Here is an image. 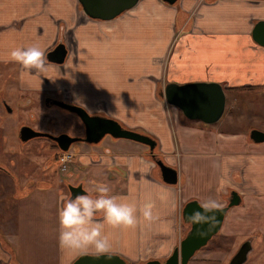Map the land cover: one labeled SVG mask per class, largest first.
<instances>
[{"label": "crops", "instance_id": "1", "mask_svg": "<svg viewBox=\"0 0 264 264\" xmlns=\"http://www.w3.org/2000/svg\"><path fill=\"white\" fill-rule=\"evenodd\" d=\"M258 19H264V0H178L171 5L161 0H138L106 20L85 15L77 0H0V61L18 65L23 88L64 90L87 111L102 110L124 127L153 137L156 154L176 168L177 182L166 183L149 157L147 145L127 138L105 135L99 143L82 141L72 146L73 158L64 169L70 182L80 181L86 194L94 197L99 186L107 185L111 195L128 197L137 206L139 222L135 228L113 229L105 224L110 252L131 264L163 260L189 227L181 217L184 202L197 199L203 204L212 197L223 205L231 189L241 200L227 210L218 236L254 234L264 238V142L249 140L248 132L224 130L215 123L187 118L162 96L168 81H215L225 93L240 85L260 90L264 84V47L250 35ZM61 30L64 60H48L47 70L39 78L24 75L26 70L10 59L16 47L36 44L47 51ZM214 35L224 39L219 66L209 74L187 68L199 56L198 50L189 47L190 42L197 46L199 37ZM231 36L241 39L239 53L245 56L234 59ZM213 52L212 48L204 50L207 58L202 63ZM3 179L12 182L7 175ZM10 190L13 194L12 187ZM56 194L52 256L55 264H70L79 254L96 251L60 246L59 210L65 193ZM29 196H12L21 202L10 203L7 219L1 221L0 240L7 254L3 257L0 252V264H19L6 231L14 217L11 213L29 201ZM146 203L154 204L156 219L151 223L139 212ZM96 219L103 220V213ZM250 254L251 250L244 261ZM219 262L221 256L206 247L195 251L187 264Z\"/></svg>", "mask_w": 264, "mask_h": 264}, {"label": "rangeland", "instance_id": "2", "mask_svg": "<svg viewBox=\"0 0 264 264\" xmlns=\"http://www.w3.org/2000/svg\"><path fill=\"white\" fill-rule=\"evenodd\" d=\"M230 38L232 39L229 41V46L234 51V59L240 58L242 55L245 56V54L239 53L238 44L241 39L234 36ZM223 41L224 39L221 40V37L214 35L199 37L197 46L190 42L189 47L192 50H198L199 56L195 59L196 63L187 65V68L205 74L212 73L215 66L216 68L219 66L218 61L221 60L224 53V49L221 48ZM208 48L214 49V52L209 56V59L202 63L207 58L203 54L204 50ZM14 71V67L0 64V90L5 89L6 85L9 86V89L6 88L8 90L5 89L7 94L12 93L13 86L11 87L10 82L14 83V78L6 77L8 74L13 75ZM225 94L224 111L221 117L213 122L214 125L235 132H248L251 127L264 131V89H245L235 86ZM21 97L25 101L30 98L27 92ZM19 109V112L8 114L0 106V123L5 121L4 126L3 124L0 125V164L6 165L14 172L22 187H24L27 180L29 181L28 188L26 187L24 192L25 197L23 194H19L17 197L23 196L22 198H26L27 195H30V200L23 201V203L31 204L24 206L23 203H20L19 209L13 210L11 214L16 218V221H12L14 217H11V221H8L10 232L6 231L8 232L7 237L11 239L9 244L13 248L17 263L55 264L51 243L54 241L55 236V212L58 206L56 193L62 191L67 194V184L62 180L67 171L60 169L55 161L48 162L49 154L51 155L52 152L49 146L51 141L47 137L39 136L27 141H20L16 137L17 128L19 127H16V125L17 123H27L34 129L48 133L66 132L70 134L77 128L79 121L73 113L41 105V100L37 97L33 101L26 102ZM31 113H33L32 119L29 117ZM60 154L59 152L58 157ZM3 177L4 173L0 170V226H2L1 221L7 219L5 213L8 212L10 203L17 200L21 202V199L13 198L16 197V193H10L11 184L9 181L6 182ZM40 182H44V184ZM218 235L219 231L212 235L207 243L197 251L212 247L213 252L222 258V263L217 264H229L230 255L236 246L245 237H249L251 239V254L241 264H264L263 237L254 234L225 237ZM18 246H20L22 252ZM3 247L4 245L0 240V252L3 257H6L7 253L3 250Z\"/></svg>", "mask_w": 264, "mask_h": 264}, {"label": "water", "instance_id": "3", "mask_svg": "<svg viewBox=\"0 0 264 264\" xmlns=\"http://www.w3.org/2000/svg\"><path fill=\"white\" fill-rule=\"evenodd\" d=\"M81 5L82 12L91 17L98 19H111L120 14L122 11L133 7L138 0H77ZM167 4H174L178 0H161ZM252 40L264 47V19L256 20L250 30ZM48 59L53 62L61 63L66 55V48L59 40L58 43L48 52ZM50 53L56 56L49 58ZM164 100L171 105L176 106L182 114L190 119H198L204 123H213L217 121L225 108V91L222 85L215 81H193L186 83H176L168 81L162 89ZM54 103L66 107L82 119L85 125L84 136H72L67 133L49 135L44 132L35 131L28 125H21L18 131L20 140L25 141L30 137L47 134L54 139L59 149L67 150L72 141L81 140L95 143L105 135L115 138H127L147 145L149 152L153 150L156 141L148 134L124 127L120 122L110 116H92L89 115L82 107L54 101ZM248 137L253 142H264V131L255 127L248 130ZM160 170V176L168 184L177 182V171L160 159L154 160ZM80 191L76 194L86 193L81 185H77ZM241 196L231 189L226 197V203L221 209L215 212L216 223L206 234L199 235L207 226L193 225L186 217L193 211L198 210L200 202L197 199H189L184 202L181 208V217L185 223L189 224L188 229L179 240L178 244L172 249L171 253L163 260L147 259L144 264H187L189 258L199 248L204 246L212 235L220 230L224 215L227 210L240 203ZM246 242L240 246L234 255V264H240L245 260L247 254ZM110 257V258H109ZM70 264H131L118 253H106L98 255L97 253H81L75 257Z\"/></svg>", "mask_w": 264, "mask_h": 264}, {"label": "clouds", "instance_id": "4", "mask_svg": "<svg viewBox=\"0 0 264 264\" xmlns=\"http://www.w3.org/2000/svg\"><path fill=\"white\" fill-rule=\"evenodd\" d=\"M10 59L26 70L24 75L36 78L47 70L49 64L48 53L36 44L12 49ZM96 191L98 195L95 197L82 193L62 198V207L59 210V244L62 248L86 250L91 247L98 255L106 254L110 252L112 244L110 234L105 233V224L113 229H133L137 226L138 209L134 202H130L128 197L111 195V189L107 185L99 186ZM221 207L217 199L209 197L186 219L193 225L207 226L204 231L198 233L204 235L207 229L215 225V212ZM101 212L103 220H97V214ZM139 212L146 222L151 223L156 219L153 203L144 204Z\"/></svg>", "mask_w": 264, "mask_h": 264}, {"label": "flooded vegetation", "instance_id": "5", "mask_svg": "<svg viewBox=\"0 0 264 264\" xmlns=\"http://www.w3.org/2000/svg\"><path fill=\"white\" fill-rule=\"evenodd\" d=\"M59 40L65 46V43L63 42V31L62 30L60 32V37H58V39H56L54 45L51 46L46 52H48L50 49H52L58 43ZM65 48H66V46H65ZM55 56H56L55 53H50L49 58L50 57L53 58ZM0 64L7 65L8 67L12 66V67H14V70H15L13 75H9L8 74L7 77H6V78H14V83H12V81L10 82L11 83V87L13 86L12 93L11 94H7L6 93L5 89L7 87L9 89V86H7V85H6L5 89L0 90V106H1L2 110L5 113L12 114L13 112H19V110H20L19 107L23 106L26 102L33 101L37 97V98H39L41 100V105H43L45 107H48V108L55 107V108H57V109H59L61 111H65V112H69V113L75 114L77 116V118H78L79 125L77 126V128L73 132H71L70 134L69 133H67V134L72 135V136H79V137L84 136L85 125H84L82 119L77 115V113L72 111V110H70V109H68V108H66V107H63V106H60V105L54 103V101H61L62 103H66V104H69V105L70 104L77 105V106L82 107L84 110H86L82 105H80L77 102H75L71 98V96L68 95L62 89H55V90L25 89V88H23L20 85V79H19V74H18V65H16L15 63H6L4 61L3 62L0 61ZM8 89H6V90H8ZM25 92L29 93V97H30L27 101H25V99L21 97V95H23ZM86 112L89 115H92V116H97V115L108 116L104 112H102V110H98V111H95V112H89V111L86 110ZM29 115H30L29 117L32 119L33 118V113H31ZM2 124L4 126L5 121L3 123H0L1 126H2ZM20 124L29 126V124H27V123L26 124L25 123L24 124L17 123L16 127H18V126L20 127L21 126ZM6 125L8 127V122L6 123ZM19 127L17 128V133H16L17 139H19V137H18ZM29 127H31V126H29ZM32 129H34V128H32ZM34 130L35 131L44 132V133H47L49 135H54V136L59 134V133H66V132H59V133L52 134V133H48L46 131H41V130H37V129H34ZM47 134L33 136V137H30L29 139L34 138V137H39V136L47 137L51 141L49 146H50L51 152H52L51 155L49 154L48 162L50 163L51 161H55L59 165L60 169L64 170L65 167H66V164L68 162H70L72 160V158H73V152H71L72 146L75 143H80L82 141L81 140L72 141L71 144H70L72 146L69 145V148L67 150H61V149H59L57 142L54 139H52L50 136H48ZM103 138H104V136L102 138L98 139V141H96L95 143H99ZM29 139H27V140H29ZM27 140H25V141H27ZM20 141H22V140H20ZM83 142H85V141H83ZM88 143H92V142H88ZM64 151L70 152L71 154H70V158L68 160H66L64 162V165L62 166V164H61V162L59 160V157H58V153L59 152L61 153V152H64ZM0 170L4 173V175H7L8 177H11L12 182L10 184H11V187L13 185V187H12L13 188V193H16V195L23 194V196H24V192H25L26 187L28 188L29 181L27 180L26 183L24 184V187H22L19 184V182H18V177L14 174V172L10 168H8L6 165L0 164ZM62 180H63V182L65 184H67V194L65 193V196H63V198H67L68 196H70V194H76L77 192H79L80 188L77 186L78 184H80L82 189H84L83 185H82V183L80 181L70 182L69 179L67 177H65V174L62 177ZM40 183L44 184V182H40ZM227 195H229V193ZM61 200H60V203H61ZM244 242H246L245 244H246V247H247V250H248L247 252H249L251 250V243H250L251 239L249 237H245L244 240H242L236 246L235 250L230 255L229 264H234V255L236 254V252L240 248V246L242 244H244Z\"/></svg>", "mask_w": 264, "mask_h": 264}, {"label": "trees", "instance_id": "6", "mask_svg": "<svg viewBox=\"0 0 264 264\" xmlns=\"http://www.w3.org/2000/svg\"><path fill=\"white\" fill-rule=\"evenodd\" d=\"M78 5L80 6V8H81V5L78 3ZM239 88H245V89H250V88H256V86H238ZM260 87H262V88H264V84H262V85H260ZM232 88V87H231ZM159 90L161 91V88H159ZM159 91V94L161 95V92ZM121 124V123H120ZM140 132V131H139ZM142 133H144V132H142ZM146 134V133H145ZM153 138V137H152ZM154 139V138H153ZM248 139L249 140H251L249 137H248ZM155 140V139H154ZM156 149H157V147H156V144L154 145V147H153V150L152 151H150V153H149V157H151L153 160H156V159H160V160H162V157L161 156H159L158 154H156ZM163 161V160H162ZM99 214V213H98ZM0 235H1V232H0ZM127 260V259H126ZM144 262L145 261H139L138 262V264H144Z\"/></svg>", "mask_w": 264, "mask_h": 264}, {"label": "built area", "instance_id": "7", "mask_svg": "<svg viewBox=\"0 0 264 264\" xmlns=\"http://www.w3.org/2000/svg\"><path fill=\"white\" fill-rule=\"evenodd\" d=\"M70 154H71L70 152H66V151L61 152V154L59 155V160L62 166L64 165V162L70 158Z\"/></svg>", "mask_w": 264, "mask_h": 264}]
</instances>
